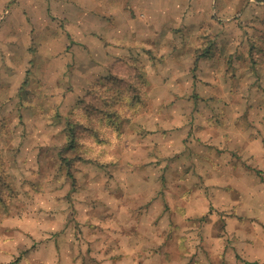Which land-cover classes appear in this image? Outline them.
Segmentation results:
<instances>
[{"label": "rangeland", "instance_id": "1", "mask_svg": "<svg viewBox=\"0 0 264 264\" xmlns=\"http://www.w3.org/2000/svg\"><path fill=\"white\" fill-rule=\"evenodd\" d=\"M263 85L264 0H0V264H205L210 205L264 186Z\"/></svg>", "mask_w": 264, "mask_h": 264}, {"label": "crops", "instance_id": "2", "mask_svg": "<svg viewBox=\"0 0 264 264\" xmlns=\"http://www.w3.org/2000/svg\"><path fill=\"white\" fill-rule=\"evenodd\" d=\"M90 1L102 4L111 0ZM260 90L264 93L263 89ZM250 172L256 178L254 185L248 187L251 198L210 205V216L220 227L216 229L215 236L206 238L205 264H264V186L260 185L259 174ZM53 257L55 255L48 254V264H55Z\"/></svg>", "mask_w": 264, "mask_h": 264}, {"label": "trees", "instance_id": "3", "mask_svg": "<svg viewBox=\"0 0 264 264\" xmlns=\"http://www.w3.org/2000/svg\"><path fill=\"white\" fill-rule=\"evenodd\" d=\"M197 63V62H196ZM128 71H132L130 79L127 78ZM144 78L140 64L133 59H124L115 66L109 78L105 79L99 87H95L92 92L88 94V99L82 100L81 104L87 109L88 116L93 120H98L100 124L104 122L102 119L117 118L119 116L118 110L114 107L116 102L124 101V99L130 100L134 105L141 103V94L144 93V86L142 85ZM127 83V84H126ZM123 84H126L123 86ZM109 85L112 89L107 87ZM106 88V89H105ZM105 89V90H104ZM101 106H105L107 111H103ZM101 117V118H100ZM77 123L69 122V142L63 149H71L75 146L77 140ZM103 129V125L92 126L91 130L97 135L95 138L99 139V134ZM62 149V150H63ZM62 156V151L60 153ZM65 160V159H64ZM70 166V160L67 161ZM70 177L73 179V174L69 171ZM5 191L0 190V201L4 199Z\"/></svg>", "mask_w": 264, "mask_h": 264}]
</instances>
